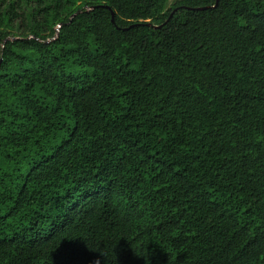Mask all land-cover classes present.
I'll return each mask as SVG.
<instances>
[{
	"label": "trees",
	"instance_id": "16d2710c",
	"mask_svg": "<svg viewBox=\"0 0 264 264\" xmlns=\"http://www.w3.org/2000/svg\"><path fill=\"white\" fill-rule=\"evenodd\" d=\"M0 4V264H264V0Z\"/></svg>",
	"mask_w": 264,
	"mask_h": 264
},
{
	"label": "water",
	"instance_id": "95a60500",
	"mask_svg": "<svg viewBox=\"0 0 264 264\" xmlns=\"http://www.w3.org/2000/svg\"><path fill=\"white\" fill-rule=\"evenodd\" d=\"M207 8H201V9H198L199 11H204V10H206ZM112 15H113V23L115 22V14L114 13H112Z\"/></svg>",
	"mask_w": 264,
	"mask_h": 264
},
{
	"label": "rangeland",
	"instance_id": "374dc122",
	"mask_svg": "<svg viewBox=\"0 0 264 264\" xmlns=\"http://www.w3.org/2000/svg\"><path fill=\"white\" fill-rule=\"evenodd\" d=\"M176 0H169V6H171ZM2 8V5L0 4V9Z\"/></svg>",
	"mask_w": 264,
	"mask_h": 264
}]
</instances>
